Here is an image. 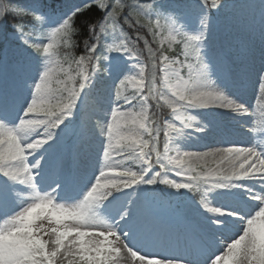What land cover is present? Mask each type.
I'll use <instances>...</instances> for the list:
<instances>
[{
	"label": "snow or ice",
	"instance_id": "1",
	"mask_svg": "<svg viewBox=\"0 0 264 264\" xmlns=\"http://www.w3.org/2000/svg\"><path fill=\"white\" fill-rule=\"evenodd\" d=\"M234 8L0 0V264H264V0L218 39Z\"/></svg>",
	"mask_w": 264,
	"mask_h": 264
},
{
	"label": "rangeland",
	"instance_id": "2",
	"mask_svg": "<svg viewBox=\"0 0 264 264\" xmlns=\"http://www.w3.org/2000/svg\"><path fill=\"white\" fill-rule=\"evenodd\" d=\"M218 25V32H217V38L218 39H222V31H223V26L222 25H219V23H217ZM253 63V66H254V69L257 70V69H261V66L262 68H264V65L259 61V59L257 61H252ZM252 79L254 80V78H250V82L252 81ZM249 82V83H250ZM247 84V87L243 90V93L246 92L247 89L249 88H255L256 90H258V87H253L254 84L253 83H250V84ZM250 85V86H249ZM237 91H240V89H237ZM260 96V93L259 91H257L254 95V98L251 102H249L253 108L250 109V111L252 110H257V117L254 118L253 122L251 124H248L247 125V128L249 129H253V128H257L259 129V124H258V119H259V111L261 110L260 109V105H264V101H259L258 98ZM246 130V129H245ZM253 141H264V129H260L258 131H255L253 133ZM121 264H126V262H121Z\"/></svg>",
	"mask_w": 264,
	"mask_h": 264
},
{
	"label": "trees",
	"instance_id": "3",
	"mask_svg": "<svg viewBox=\"0 0 264 264\" xmlns=\"http://www.w3.org/2000/svg\"><path fill=\"white\" fill-rule=\"evenodd\" d=\"M229 1H235V4H237L239 0H228V2H229ZM170 2H173V0H170ZM234 14H235V8H234V9H230V10L227 11V12H221V13H219V14H216V16H219V18H220V17H223V18H225V19L227 20L228 17H230V16H232V15H234ZM90 15H94V13H93V14H90ZM77 39H79V37H77ZM178 49H179V48L177 47V50H178ZM100 90H101L100 94L102 95V94L104 93V91H103L102 88H101Z\"/></svg>",
	"mask_w": 264,
	"mask_h": 264
}]
</instances>
